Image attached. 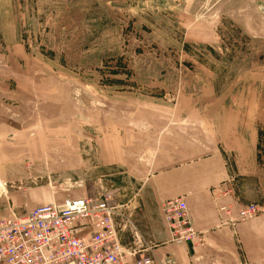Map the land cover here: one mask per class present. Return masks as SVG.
<instances>
[{"label": "rangeland", "instance_id": "rangeland-1", "mask_svg": "<svg viewBox=\"0 0 264 264\" xmlns=\"http://www.w3.org/2000/svg\"><path fill=\"white\" fill-rule=\"evenodd\" d=\"M213 153L263 214L264 0H0L1 219L111 195L175 245L149 177Z\"/></svg>", "mask_w": 264, "mask_h": 264}, {"label": "built area", "instance_id": "built-area-1", "mask_svg": "<svg viewBox=\"0 0 264 264\" xmlns=\"http://www.w3.org/2000/svg\"><path fill=\"white\" fill-rule=\"evenodd\" d=\"M111 195L67 199L63 204L36 207L21 215L0 219V264H155L146 248L130 247L122 236L129 218ZM221 212L231 216L232 208ZM260 213L256 204L238 212V221ZM170 242H193L197 233L182 196L162 204ZM132 225V224H131ZM162 264H175L168 256Z\"/></svg>", "mask_w": 264, "mask_h": 264}, {"label": "crops", "instance_id": "crops-1", "mask_svg": "<svg viewBox=\"0 0 264 264\" xmlns=\"http://www.w3.org/2000/svg\"><path fill=\"white\" fill-rule=\"evenodd\" d=\"M52 134L50 132L47 136ZM48 152L51 157L57 158L51 148ZM14 155L16 159L18 154ZM202 163H207L206 169L203 167L199 171L196 166ZM64 164L69 166L68 162ZM192 169L201 181L194 184L195 188L187 186L181 178V174ZM190 171L189 175H192ZM153 175L149 177V183L152 181L157 185V194H152L153 198H160L163 204L167 199L185 196L196 230L202 233L194 242L182 245H173L165 239L156 245L150 242L153 246L146 249L154 257L155 264H162L168 256H173L175 264H264V213L248 221L230 223V219H237L238 210L245 207L248 197L244 201L234 192L236 186L222 154L213 153L204 160L173 165V168L167 167ZM84 195L82 192L77 193L69 199L89 197ZM61 200L62 197L57 198L59 203ZM51 201L49 195L45 194L41 202L32 203L31 207L49 205ZM225 206H232L231 216L219 213V208ZM200 239L201 243L197 244Z\"/></svg>", "mask_w": 264, "mask_h": 264}, {"label": "bare ground", "instance_id": "bare-ground-1", "mask_svg": "<svg viewBox=\"0 0 264 264\" xmlns=\"http://www.w3.org/2000/svg\"><path fill=\"white\" fill-rule=\"evenodd\" d=\"M81 199H83V198H81ZM245 207H246V206H245ZM242 209H243V208H242ZM239 211H240V210H239ZM239 211H238V212H239ZM260 213H261V209H260ZM237 215H238V214H237ZM257 215H259V214H257ZM257 215H256V216H257ZM256 216H255V217H256ZM255 217H254V218H255ZM237 218H238V216H237ZM237 221H238V220H237ZM246 221H248V220H246ZM242 222H244V221H242ZM193 242H194V241H193Z\"/></svg>", "mask_w": 264, "mask_h": 264}]
</instances>
